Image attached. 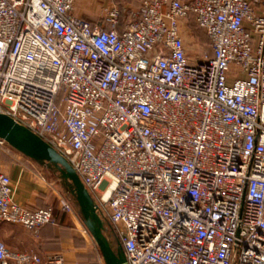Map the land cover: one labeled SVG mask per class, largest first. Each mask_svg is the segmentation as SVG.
I'll use <instances>...</instances> for the list:
<instances>
[{"label": "built area", "instance_id": "1", "mask_svg": "<svg viewBox=\"0 0 264 264\" xmlns=\"http://www.w3.org/2000/svg\"><path fill=\"white\" fill-rule=\"evenodd\" d=\"M77 1L0 0V113L67 159L124 264H264V0H106L100 23ZM13 195L0 167V223L58 222ZM0 264L66 261L0 239Z\"/></svg>", "mask_w": 264, "mask_h": 264}, {"label": "crops", "instance_id": "2", "mask_svg": "<svg viewBox=\"0 0 264 264\" xmlns=\"http://www.w3.org/2000/svg\"><path fill=\"white\" fill-rule=\"evenodd\" d=\"M0 149L8 152L7 155L13 159L12 164H1L0 167L10 176L14 185V200L29 209L51 206L58 216L57 223H48L36 231L27 232L22 240L26 242L23 249H34L42 256L61 253L66 264H89L88 257L92 256L93 246L83 233L78 218L61 211L60 196L46 189L45 185L31 176L30 165L26 166V161L36 164L39 168L52 167L47 162H40L14 148L11 151L3 147Z\"/></svg>", "mask_w": 264, "mask_h": 264}, {"label": "water", "instance_id": "3", "mask_svg": "<svg viewBox=\"0 0 264 264\" xmlns=\"http://www.w3.org/2000/svg\"><path fill=\"white\" fill-rule=\"evenodd\" d=\"M0 138L11 147L40 162H47L59 172L60 182L65 184L74 198L80 217L87 231L95 241L105 264H124L125 257L119 242L112 244L104 234L103 220L95 203L67 159L24 125L0 113ZM232 257L231 264H234Z\"/></svg>", "mask_w": 264, "mask_h": 264}, {"label": "rangeland", "instance_id": "4", "mask_svg": "<svg viewBox=\"0 0 264 264\" xmlns=\"http://www.w3.org/2000/svg\"><path fill=\"white\" fill-rule=\"evenodd\" d=\"M120 5H126L131 7L138 6L142 0H112ZM107 4L106 0H78L76 3L75 11L76 13L89 21L90 23H100L104 17V8ZM184 40L186 45L188 46L190 53L195 52H205L208 51L207 47V39L205 34L199 30L192 19V17H188L180 23ZM5 150L0 149V165H10L13 163V159L10 158ZM26 166L30 165L29 168L31 170V176L39 183L45 185L46 189L53 191L56 195L60 196V198H65L70 201L73 205L74 211L71 212L72 215L76 216L80 222L81 229L83 233L86 235L88 242L93 246L92 256H89V262L93 263L102 259L101 253L96 245L95 241L91 237L90 233L85 228L83 221L80 217L78 209L74 204V198L72 194L69 192L67 186L60 182L59 172L52 167H42L39 168L36 164H33L30 161H26ZM38 169V170H37ZM101 219L103 220L104 225V234L108 237V239L112 242V244H116V240L110 235L111 226L109 225L104 213L98 212ZM31 231V229H27L19 224L10 223V222H1L0 223V238L4 240L7 245L14 249L26 250L23 249L25 247L24 241H22L26 235V233ZM33 231V230H32ZM89 263V264H90Z\"/></svg>", "mask_w": 264, "mask_h": 264}, {"label": "trees", "instance_id": "5", "mask_svg": "<svg viewBox=\"0 0 264 264\" xmlns=\"http://www.w3.org/2000/svg\"><path fill=\"white\" fill-rule=\"evenodd\" d=\"M198 28V27H197ZM199 29V28H198ZM200 30V29H199Z\"/></svg>", "mask_w": 264, "mask_h": 264}, {"label": "bare ground", "instance_id": "6", "mask_svg": "<svg viewBox=\"0 0 264 264\" xmlns=\"http://www.w3.org/2000/svg\"><path fill=\"white\" fill-rule=\"evenodd\" d=\"M105 194H107V193H105Z\"/></svg>", "mask_w": 264, "mask_h": 264}]
</instances>
